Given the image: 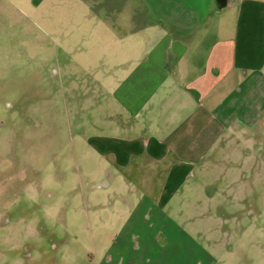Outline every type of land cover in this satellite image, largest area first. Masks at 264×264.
<instances>
[{
    "label": "rangeland",
    "instance_id": "obj_1",
    "mask_svg": "<svg viewBox=\"0 0 264 264\" xmlns=\"http://www.w3.org/2000/svg\"><path fill=\"white\" fill-rule=\"evenodd\" d=\"M181 4L166 13L165 0H0V264H153L169 233L192 238L197 260L264 264V113H246L248 144L194 166L152 225L135 207L159 195L168 163L124 169L96 147L118 120L119 60L154 41L166 15L202 14L200 1ZM156 228L157 241L146 238Z\"/></svg>",
    "mask_w": 264,
    "mask_h": 264
},
{
    "label": "crops",
    "instance_id": "obj_2",
    "mask_svg": "<svg viewBox=\"0 0 264 264\" xmlns=\"http://www.w3.org/2000/svg\"><path fill=\"white\" fill-rule=\"evenodd\" d=\"M165 1L166 13H182L180 5L188 0ZM192 1L203 5L200 17L185 22L181 15H166L167 25L155 29L154 41L135 45L119 60L123 73L111 94L118 120L109 121L96 144L99 153L124 169L141 166L143 159L168 163L159 195L135 207L143 218L147 210L144 222L150 225L194 166L235 156L239 140L248 144L249 138L241 135L246 113H264V106L254 104L264 91V0H226L224 7L216 0ZM244 153L250 154L248 149ZM145 184L151 191V182ZM124 203L131 204L129 199ZM159 214L158 220L167 218ZM159 230L146 238L157 241ZM169 234L153 264H164L168 252L182 255V264L219 260L212 252L197 260L192 238L173 243Z\"/></svg>",
    "mask_w": 264,
    "mask_h": 264
},
{
    "label": "trees",
    "instance_id": "obj_3",
    "mask_svg": "<svg viewBox=\"0 0 264 264\" xmlns=\"http://www.w3.org/2000/svg\"><path fill=\"white\" fill-rule=\"evenodd\" d=\"M219 7H224L226 0H216Z\"/></svg>",
    "mask_w": 264,
    "mask_h": 264
}]
</instances>
